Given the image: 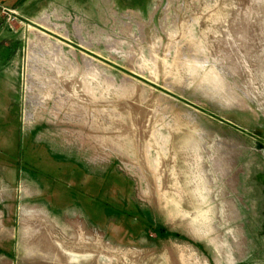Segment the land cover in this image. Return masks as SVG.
<instances>
[{
	"label": "rangeland",
	"instance_id": "1",
	"mask_svg": "<svg viewBox=\"0 0 264 264\" xmlns=\"http://www.w3.org/2000/svg\"><path fill=\"white\" fill-rule=\"evenodd\" d=\"M0 264H264V0H0Z\"/></svg>",
	"mask_w": 264,
	"mask_h": 264
},
{
	"label": "flooded vegetation",
	"instance_id": "2",
	"mask_svg": "<svg viewBox=\"0 0 264 264\" xmlns=\"http://www.w3.org/2000/svg\"><path fill=\"white\" fill-rule=\"evenodd\" d=\"M91 192H88L87 194L86 193H84V194H82L84 197H86V198H88L89 200H93V201H101L103 204H104V206H105V218H108V220L109 221H111V217L108 215V210H109V208H108V206H107V203H108V200H110V197H108V196H106L105 198H99L98 196L99 195H103L104 193L105 194H109V196H110V193H109V191L108 192H106V190H98V191H96V190H90ZM121 194H123V192H121ZM121 198V197H120ZM121 200H123V201H125L126 200V198H121ZM107 201V202H106ZM89 220V219H88ZM132 220V219H131ZM131 220L130 219H126L125 220V222H131ZM92 224H94V222H92V220H89ZM112 222V221H111ZM114 222V221H113ZM122 222H124V221H122Z\"/></svg>",
	"mask_w": 264,
	"mask_h": 264
},
{
	"label": "bare ground",
	"instance_id": "3",
	"mask_svg": "<svg viewBox=\"0 0 264 264\" xmlns=\"http://www.w3.org/2000/svg\"><path fill=\"white\" fill-rule=\"evenodd\" d=\"M27 116H30V115H27ZM29 118V117H28Z\"/></svg>",
	"mask_w": 264,
	"mask_h": 264
}]
</instances>
